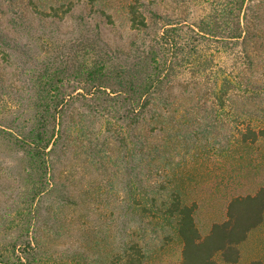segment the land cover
Wrapping results in <instances>:
<instances>
[{
    "label": "rangeland",
    "instance_id": "rangeland-1",
    "mask_svg": "<svg viewBox=\"0 0 264 264\" xmlns=\"http://www.w3.org/2000/svg\"><path fill=\"white\" fill-rule=\"evenodd\" d=\"M69 1L75 0H32L33 5L27 0H0L3 128L17 134L26 132L40 65L54 60L61 52L57 45L73 38L74 32L97 24L101 41L120 52H128L131 41L142 37L141 32L130 28L127 7L133 0H95L91 5L82 2L61 18L46 15L52 6ZM141 1L146 5L141 10L145 9L147 16L149 10H155L162 16L187 20L201 16L218 3L217 0ZM94 10H103L105 15ZM153 21L150 25L155 27L163 23L162 19ZM250 25L260 36L250 40L246 63H238L230 74L232 79L235 77L229 89L231 106L219 110L222 120L213 123L217 127L193 140L168 139L167 147L151 161V168L161 172L159 176L154 174L156 177L171 179L170 189H177L186 202L196 203L194 218L202 235L212 223L224 219L231 196L252 193L264 183V139L254 145L233 144L234 148L227 151L222 143L224 137L235 132L238 121L251 122L253 126L264 124V4ZM220 54L227 73L232 66L230 59L226 53ZM182 88L178 87L179 97L170 110L162 109L158 102V107H150L151 111L144 114L143 123L155 127L153 134L157 135L158 144L165 139V129L179 133V116L191 111L197 100L192 91ZM80 110L75 103L68 113L76 117ZM81 121L87 127L83 132L72 128L68 144L52 154L47 189L34 200L21 152L6 140H0V251L9 248L12 253L11 244L17 234L28 230L36 237L41 251L37 264H109L124 245L133 241L145 252L144 264H178L181 249L178 237L151 205L155 196L157 206H161L166 194L157 196L150 186L151 177L143 173L145 161L135 155L136 168L129 170V158L123 157L120 142L111 133L96 130L99 127L105 130L106 124L101 125L89 115ZM92 121L95 125H90ZM97 138L104 142L100 150L93 148ZM143 207L150 213L144 212ZM238 248L240 256L234 264H247L255 259L264 262V220ZM216 257L221 264H229Z\"/></svg>",
    "mask_w": 264,
    "mask_h": 264
},
{
    "label": "trees",
    "instance_id": "trees-1",
    "mask_svg": "<svg viewBox=\"0 0 264 264\" xmlns=\"http://www.w3.org/2000/svg\"><path fill=\"white\" fill-rule=\"evenodd\" d=\"M94 1H69L52 6L46 15L61 18L75 5L82 2L91 5ZM217 2L201 16L187 20L162 16L155 10H147V16L146 10H141V6H146L144 2L133 0L127 7L130 28L141 32L142 37L131 41L128 52L113 51L103 43L97 24L83 30L89 34L79 30L72 34L73 38L57 45L60 54L52 61L42 62L36 74L30 102V126L26 132L17 134L0 126V140H6L24 158L33 188L31 200L47 189L46 176L52 154L68 144L72 128L73 131L77 128V132L85 130L87 126L81 120L89 115L102 122L101 125L106 124L105 130L101 127L96 130L107 131L120 142L123 157L129 158V170H135L133 157L138 155L140 161H145L143 173L151 177L150 186L157 196L166 194L161 206H157L155 196L151 205L178 237L181 244L178 264H221L217 255L229 264L238 261L239 244L264 220V183L252 193L231 196L224 219L212 223L202 235L194 218L196 203L186 202L177 189H170L171 179L156 177L161 175L160 170L151 168V161L167 147L168 139L193 140L217 127L213 123L222 120L219 110L231 106L229 89L235 77L232 79L230 74L238 63H246L250 57V40L260 36L250 24L258 16L264 0ZM27 3L33 5L32 0ZM94 11L105 15L103 10ZM153 19H162L163 23L151 26ZM221 52L226 53L232 65L227 73ZM216 66L220 69H215ZM179 86L189 93L192 91L197 100L191 111L179 116L181 132L178 129L179 133L174 134L172 129H165V139L160 146L157 135L153 134L155 127L143 123L144 114L151 111L150 107H158V102L162 109L170 110L179 97L176 94ZM75 103L82 108L76 117L68 113ZM77 117L82 118L77 121ZM224 138L222 143L226 151L234 145H254L264 139V124L253 126L251 122L238 121L235 132ZM103 144L97 138L93 148L100 150ZM143 209L150 213L149 209ZM38 247L36 237L25 230L17 234L11 244L12 253L9 248L6 252L0 251V264H37L41 252ZM113 257L109 264H144L146 255L133 241ZM247 264L264 262L255 259Z\"/></svg>",
    "mask_w": 264,
    "mask_h": 264
},
{
    "label": "crops",
    "instance_id": "crops-1",
    "mask_svg": "<svg viewBox=\"0 0 264 264\" xmlns=\"http://www.w3.org/2000/svg\"><path fill=\"white\" fill-rule=\"evenodd\" d=\"M254 229H255V228H254ZM251 231H252V230H251ZM251 231H250V232H251ZM250 232H249V233H250Z\"/></svg>",
    "mask_w": 264,
    "mask_h": 264
}]
</instances>
